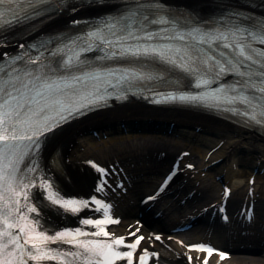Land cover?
<instances>
[{
  "label": "snow or ice",
  "instance_id": "6c2138e0",
  "mask_svg": "<svg viewBox=\"0 0 264 264\" xmlns=\"http://www.w3.org/2000/svg\"><path fill=\"white\" fill-rule=\"evenodd\" d=\"M51 3L52 0H0V32L13 30L18 26L41 18L43 14L48 12L47 6ZM147 7L152 11H156L155 5L149 4ZM142 8H145V5L139 4L127 16L121 17L117 21L106 22L105 28L115 39L102 36V30L99 29L88 33V35L99 39L101 46L107 45L114 49L110 52L106 51L105 57L159 58L165 63L184 71L204 72L209 78L200 79L199 83L195 85L196 88L216 85L220 81V86L213 87L208 93H177L165 95V99H178L196 103L211 99L215 103H219V94L225 91L222 78L227 74H235L237 77L247 78L246 81L238 80V83L246 82L252 84L255 82L264 84V49L254 46L256 43L264 45V23L256 27L235 24L228 34L224 32L214 34L207 30L201 33L198 29H193L191 32H178L175 36L160 37L161 39H177L186 42L188 37L191 36L198 44L207 45V50L203 47L196 48L195 45H186V48L191 49L189 57L191 63H185V56L188 55L185 49L151 43L158 38V33L142 27L139 31L136 30L140 24V18L153 25H167L169 23L168 19L163 17L157 19L141 12ZM231 15L233 18L237 17L239 12H234ZM73 23L77 24L79 22L73 21ZM139 41H147L148 43H139ZM221 41L225 42L221 44ZM60 51L57 48L51 52V55L57 56ZM91 51H93L91 45L81 49L83 53ZM217 51H219V55L216 54ZM200 53H205L202 60L199 56ZM42 55L43 52L41 53ZM41 56L31 60V63L36 64L40 61ZM75 59L78 60L79 56L75 57ZM13 63L15 64V59H13ZM62 63L65 70H71L73 66L72 58H62ZM201 64L208 65V68L205 70L198 67ZM21 72L27 74L29 83L24 82ZM87 76L92 79L104 78L103 73H88ZM107 76L112 77V80L109 81L110 87L115 89L120 86L121 91L124 90V84H128L131 87L134 82L143 83L152 79V77L146 76L144 72H117L116 70L110 71ZM5 77H9V80L5 81ZM13 78L16 83L11 82ZM74 79L79 81L84 79V77H74ZM160 79L163 80L165 78L161 76ZM236 91L237 87L233 86L232 92ZM63 94L64 91L59 82L47 81L42 75H36L33 78V74L26 69L12 68L6 71L3 62L0 61V184L7 186V188H14L16 195L20 194V188L17 185H22L24 189L29 187L27 176L21 175L27 165L17 167V163H21V161L16 154H24L25 150H28V154L34 150H39L41 138L46 131L52 130L53 121H56L57 118L66 121L76 114L70 107H63L59 100V97ZM106 94L107 90H105L104 95H95L93 102L103 101ZM83 107H87V105H83ZM80 110V108H77L76 112ZM189 167L192 166L189 165ZM100 171L105 176L107 175L106 170L100 169ZM170 178L168 177L167 179ZM106 183V179H103L98 185L97 191L103 192ZM58 195L59 193H57ZM23 198L25 200L29 198L27 192L24 193ZM152 198L154 197L150 199ZM49 199H52L51 194H49ZM0 200L7 201L6 205L0 208V220L3 223V227L0 228V264H28L29 261L54 259L51 253L55 250L41 247L40 243H55L58 240L68 243L74 242L77 248L82 249V252L75 255L88 259L89 264H91L89 257H94L96 264H116V262L121 260L126 261V264H134L135 250L144 240L143 236H137L135 232L131 231L129 232V237L113 238L107 228L103 227L109 223V220L100 218H84L82 221L84 225L96 228V231L77 228L74 231H60L55 235L45 234L35 220L28 223L31 218L23 213L19 199L12 201L10 197L0 194ZM53 202L73 213H78L81 208H89L90 204L99 206L94 209L96 212L111 207V205L104 204L101 199L95 196L91 197L90 200L58 198ZM35 211V208H28V212ZM12 212L18 213L25 223L21 224L13 220L10 215ZM103 214L105 216L108 215L107 211ZM112 222L117 223L118 221ZM88 236H103L106 239H77L78 237ZM132 236L136 238L134 241L129 242ZM155 239L160 240L161 237L156 236ZM187 247L189 251L206 253L202 264H209V260L214 255L218 256L221 261L226 259L225 253L211 246L189 245ZM121 248L128 250L122 251ZM65 255L74 254L65 253ZM146 256L147 249L139 256V264H146ZM192 259V257H188L189 264H191Z\"/></svg>",
  "mask_w": 264,
  "mask_h": 264
},
{
  "label": "bare ground",
  "instance_id": "6f19581e",
  "mask_svg": "<svg viewBox=\"0 0 264 264\" xmlns=\"http://www.w3.org/2000/svg\"><path fill=\"white\" fill-rule=\"evenodd\" d=\"M182 1L201 3L203 5L205 0ZM203 9H206V5L203 6ZM93 10H96V8L88 6L85 7L82 13L94 14ZM66 15L69 14L66 13ZM72 19L73 17L63 15L58 20V23L69 22ZM9 49V47L0 48V55ZM146 119L173 125L175 133H164L157 137L150 136L149 134L126 133L111 136L106 140H99L95 143H92L93 138L88 136V133L92 130L96 131L99 135H108L110 131L107 129L106 124L109 122L114 124V122H121L123 120ZM196 129H199L200 133L211 132L213 136L218 138V141L214 142L208 148V151L217 147L220 141L225 140L219 154L217 149L209 159L206 158L208 151L203 153L200 149L198 145L200 143L195 137L196 134H194ZM59 140L66 141L64 147L65 161L73 168H82L85 162L94 159L106 163H117L121 168V178H125L127 183L123 185V195L119 191L120 199L118 201L115 200L114 204V212L121 218V223L116 226L119 232H124L128 227L131 228L129 232L137 228L134 225L136 221L134 216L138 214V211L132 202V197L147 190L152 184V174L155 171L162 172L167 161L176 160L181 154L187 152V155L182 157V159L196 163L197 169H199L208 166L212 161L219 158H224L227 161L230 159L229 155L236 154L239 149L243 148L248 153L247 156L249 154L254 156V166L258 169H264V137L255 132L233 127L228 123L201 114L179 110L151 109L139 103H131L125 107L114 108L111 111L90 117L58 135L55 141ZM222 163L224 164V162ZM227 163L225 162L223 166L221 165V168H217L218 170L214 171V173L210 172L209 176L215 180V177L223 170L229 171L230 167ZM249 169L252 170L253 168ZM235 175L237 178H243L246 175V170H237ZM205 177L202 171L189 172L188 174L183 172L177 188L173 189L163 202L168 209L178 211L180 201L187 200H182V197L184 198L186 194H192V197L189 199L190 202L188 205H185V211L188 208H193L192 205H189L193 202L200 204L202 210H193L192 216H184L179 213L178 216L171 219V223H186L190 217H198V214L204 212L205 209L203 208H207L208 205H213L217 202L216 196L214 197L210 192V188L208 187L210 184H207ZM89 179L79 176L71 181L73 189L80 198L85 197L89 193L91 184ZM247 180L245 185L241 181L233 183L231 206L235 207L236 203L243 204L253 195L256 200V212L258 216H261L264 213V192L257 195L245 194L248 186ZM215 184L217 183L214 182ZM115 197H117V192ZM206 226L198 227L193 225V230L178 236L177 241L173 240L174 237H177L176 235H172V239L165 238V244L169 248V250L165 251L166 258L179 259L183 257L186 254L185 247L190 242L196 240L209 241L218 245H231L234 241H240L244 246L249 245L256 250L260 249L262 251L264 248L263 223L259 224L258 227H256L257 225L255 227L251 226L250 229L248 227H240L235 221L233 222V226H226L225 228L218 227L216 223L207 224ZM140 230L141 232H147L144 227H141ZM233 239L235 240L233 241ZM180 240H184L186 245L180 246ZM194 264H197V261L194 260ZM210 264H264V251L260 255L241 253L240 255L231 256L227 261L222 263H218L212 258Z\"/></svg>",
  "mask_w": 264,
  "mask_h": 264
},
{
  "label": "rangeland",
  "instance_id": "374dc122",
  "mask_svg": "<svg viewBox=\"0 0 264 264\" xmlns=\"http://www.w3.org/2000/svg\"><path fill=\"white\" fill-rule=\"evenodd\" d=\"M242 159H243L244 161H246V157L242 156ZM247 175H248V174H247ZM244 179H246V178H244ZM243 181H245V180H243ZM258 184H259L260 186H264V178H262V180H258Z\"/></svg>",
  "mask_w": 264,
  "mask_h": 264
}]
</instances>
